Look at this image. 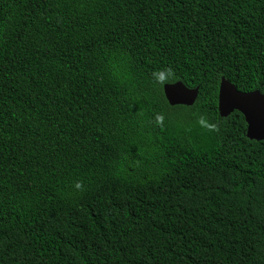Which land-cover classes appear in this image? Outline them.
Wrapping results in <instances>:
<instances>
[{
    "label": "trees",
    "instance_id": "trees-1",
    "mask_svg": "<svg viewBox=\"0 0 264 264\" xmlns=\"http://www.w3.org/2000/svg\"><path fill=\"white\" fill-rule=\"evenodd\" d=\"M221 77L264 93V0H0V264H264Z\"/></svg>",
    "mask_w": 264,
    "mask_h": 264
},
{
    "label": "water",
    "instance_id": "water-1",
    "mask_svg": "<svg viewBox=\"0 0 264 264\" xmlns=\"http://www.w3.org/2000/svg\"><path fill=\"white\" fill-rule=\"evenodd\" d=\"M162 91L169 105H191L197 95V87H186L179 80L164 83ZM233 110L242 114L248 138L264 140V93L256 89L240 91L221 77L217 91V111L220 116H226Z\"/></svg>",
    "mask_w": 264,
    "mask_h": 264
},
{
    "label": "clouds",
    "instance_id": "clouds-1",
    "mask_svg": "<svg viewBox=\"0 0 264 264\" xmlns=\"http://www.w3.org/2000/svg\"><path fill=\"white\" fill-rule=\"evenodd\" d=\"M77 187H79V185H77Z\"/></svg>",
    "mask_w": 264,
    "mask_h": 264
}]
</instances>
